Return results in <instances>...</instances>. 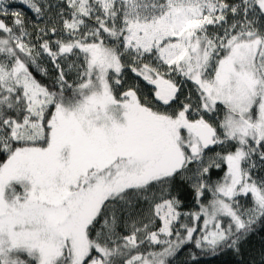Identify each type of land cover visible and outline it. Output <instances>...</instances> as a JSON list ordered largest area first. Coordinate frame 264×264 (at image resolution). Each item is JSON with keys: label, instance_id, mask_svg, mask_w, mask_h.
Instances as JSON below:
<instances>
[{"label": "snow or ice", "instance_id": "obj_1", "mask_svg": "<svg viewBox=\"0 0 264 264\" xmlns=\"http://www.w3.org/2000/svg\"><path fill=\"white\" fill-rule=\"evenodd\" d=\"M0 264H264V0H0Z\"/></svg>", "mask_w": 264, "mask_h": 264}]
</instances>
